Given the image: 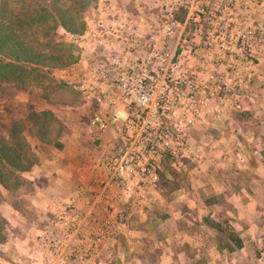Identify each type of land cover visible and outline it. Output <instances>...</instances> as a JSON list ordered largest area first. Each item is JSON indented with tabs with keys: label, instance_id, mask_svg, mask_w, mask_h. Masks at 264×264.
<instances>
[{
	"label": "crops",
	"instance_id": "0c3cea01",
	"mask_svg": "<svg viewBox=\"0 0 264 264\" xmlns=\"http://www.w3.org/2000/svg\"><path fill=\"white\" fill-rule=\"evenodd\" d=\"M262 56L241 108L220 126L225 131L203 137L196 170L185 171L168 196L160 178L143 175L144 155L114 175L117 157L130 153L115 140L125 115L117 106L108 112L103 102L82 98L75 108L49 106L60 132L55 140L29 139L36 163L21 174L26 186L18 190L19 202L0 205L11 233L0 245L1 262L11 264L13 257L17 264H37V242L45 236L49 245H61L63 263L245 264L247 245L264 246V51ZM90 113L112 117L107 130L92 127ZM54 132L49 129L50 138ZM118 207L125 208L123 223L116 219ZM48 250L45 258L52 262Z\"/></svg>",
	"mask_w": 264,
	"mask_h": 264
},
{
	"label": "rangeland",
	"instance_id": "374dc122",
	"mask_svg": "<svg viewBox=\"0 0 264 264\" xmlns=\"http://www.w3.org/2000/svg\"><path fill=\"white\" fill-rule=\"evenodd\" d=\"M81 20V33L59 29L56 34L55 44L73 47L68 49L75 55L74 62L53 69L41 84L22 87L0 80V133L13 127L21 129L24 123L28 131L22 136L28 142L36 138L35 133L42 141L55 140L61 128L58 119L51 123L54 138L40 122L48 118L44 116L50 112L48 107L75 108L85 93H96L104 99L108 112L117 106L125 113L115 140L127 149L133 144V157L142 150L151 154V164H155L156 156L152 151L165 157L159 173L164 164L172 163V182L164 188L168 196L182 184L185 171L196 170L200 159L197 147L204 142L203 137L225 131L221 127L227 124L228 115L241 108L263 60L264 0H96ZM259 36L261 44L256 41ZM65 69L74 71L69 79H63ZM78 72L86 78L84 91L73 79ZM130 90L146 102L147 108L133 104L128 109L124 105ZM114 96L120 99L113 105L108 97ZM34 114L37 125L29 124ZM97 115L108 128L112 117L109 120L100 113H90L88 121ZM128 124L132 125L130 131ZM107 128L96 130L104 132ZM4 196L3 202L9 206L19 202L18 192H4ZM120 211L125 216V208L117 209L118 223ZM6 233L11 236L8 226ZM50 243L45 236L37 242V264H74L58 260L61 245ZM47 247L52 262L45 258ZM247 248L245 264H264V246L254 248L257 251ZM259 252L263 256L260 253L258 258ZM11 258V264H17Z\"/></svg>",
	"mask_w": 264,
	"mask_h": 264
},
{
	"label": "trees",
	"instance_id": "16d2710c",
	"mask_svg": "<svg viewBox=\"0 0 264 264\" xmlns=\"http://www.w3.org/2000/svg\"><path fill=\"white\" fill-rule=\"evenodd\" d=\"M96 0H2L0 3V80L22 87L45 83L53 69L65 67L75 61L72 46L55 44L59 29L70 34L81 33V20L85 10ZM183 24L184 21H180ZM45 42L47 44L45 45ZM29 124L37 125L34 114ZM40 122L45 131L52 128L55 117L44 114ZM50 120V121H49ZM24 123L21 129L11 128L0 133V205L5 200L4 192L17 193L24 181L21 174L29 171L36 163L30 142L23 135L28 131ZM43 128V127H42ZM40 130V129H39ZM32 135V134H31ZM38 140L41 135L33 134ZM24 137V138H23ZM172 161V160H170ZM171 163V162H170ZM164 164L159 178L163 187L167 175H171L172 163ZM176 189V188H175ZM7 222L0 213V245L7 241ZM234 247L242 249L240 239L229 236ZM229 249L235 250L228 245Z\"/></svg>",
	"mask_w": 264,
	"mask_h": 264
},
{
	"label": "built area",
	"instance_id": "2783aa9c",
	"mask_svg": "<svg viewBox=\"0 0 264 264\" xmlns=\"http://www.w3.org/2000/svg\"><path fill=\"white\" fill-rule=\"evenodd\" d=\"M258 44H261L263 39L262 36H259L256 39ZM62 73L66 74V76H64L63 79H69V74H74V71H71L70 69H65L64 71H62ZM93 73L89 74L90 77H93ZM87 76V78L89 77ZM73 79H75V83H78L79 88L84 91L86 89L87 86V82H86V78H81V74L78 72V74H76L75 76H73ZM77 80V81H76ZM92 80H90L91 82ZM85 99L87 100H91V101H96L97 103H101L104 99L102 98V96L98 95V94H94V93H85L84 94ZM108 99H110V101L114 104H117L119 102L120 98H115V97H108ZM124 105L129 108L132 107L133 104H136L138 106H143L145 108H147L146 102L143 101V99L140 97L138 98L137 96H135V93H133L131 90L128 93L127 98H125L124 100ZM91 126L95 127L96 129H106L107 128V123L106 121L99 115L95 116V118L91 121ZM128 129L129 131L132 129V125L128 124ZM130 146V144H127ZM133 144H131V147L129 149H127L126 151H129L130 153L128 155H126V157L121 161V157H117V159L115 160V163L113 164V172L115 176L120 175L123 172V169L131 167V165H134L136 163V158H138L141 155H144L146 157V163L143 166V170L142 173L144 176L147 177L148 179H154L157 180L158 179V173L160 170V166L161 164H163L165 157H162L161 155H157L154 151H152L151 153H154L155 156V164H151V154L148 152H144L142 150V152L138 155V157H133L132 156V149H133ZM121 158V159H120ZM132 158V159H131ZM103 191V195L106 193V190H102ZM118 217L120 218V223L124 222L125 216L123 214V212L120 211V215H118ZM105 234V229H102V236H104ZM103 239V238H102Z\"/></svg>",
	"mask_w": 264,
	"mask_h": 264
}]
</instances>
